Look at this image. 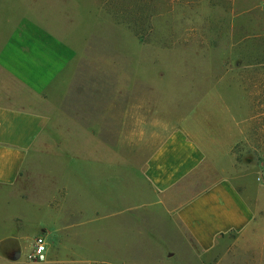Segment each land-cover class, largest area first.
Listing matches in <instances>:
<instances>
[{
	"label": "rangeland",
	"instance_id": "rangeland-1",
	"mask_svg": "<svg viewBox=\"0 0 264 264\" xmlns=\"http://www.w3.org/2000/svg\"><path fill=\"white\" fill-rule=\"evenodd\" d=\"M62 2L57 10L68 23L60 33L79 51L86 41L68 109L90 125L100 113L104 139L116 140L117 216L80 213L75 153L40 154L14 185L0 186V264H264V0ZM219 81L236 87L245 118L228 174L254 217L203 251L176 208L218 173L199 170L177 195H156L139 172L152 146L124 137L133 126L125 113L182 120ZM113 98V117L103 120ZM38 235L47 242L44 260L29 258Z\"/></svg>",
	"mask_w": 264,
	"mask_h": 264
},
{
	"label": "crops",
	"instance_id": "crops-1",
	"mask_svg": "<svg viewBox=\"0 0 264 264\" xmlns=\"http://www.w3.org/2000/svg\"><path fill=\"white\" fill-rule=\"evenodd\" d=\"M62 1L0 0V186L14 185L38 155L68 150L76 154L82 170L77 178L80 213L116 217L121 193L116 140L104 139L100 113H93L90 125L68 109L84 74L86 41L79 51L60 33L68 23L57 10ZM225 85L219 81L182 120L166 121L162 114L143 111L137 117L129 107L125 113L126 124L133 126L124 137L128 133L132 142L152 146L139 172L156 195H177L199 170L218 173L176 208L177 220L203 251L212 250L224 235L243 231L254 217L236 179L228 174L233 149L246 138V128L236 87L226 90ZM106 105L103 120L113 117L116 98Z\"/></svg>",
	"mask_w": 264,
	"mask_h": 264
},
{
	"label": "built area",
	"instance_id": "built-area-1",
	"mask_svg": "<svg viewBox=\"0 0 264 264\" xmlns=\"http://www.w3.org/2000/svg\"><path fill=\"white\" fill-rule=\"evenodd\" d=\"M41 245H44V248L38 254L37 250L41 247ZM46 252H47V242H46L45 236L43 235L36 236V238L34 239V243H33V249L29 253V258L30 259H40L41 255L44 256Z\"/></svg>",
	"mask_w": 264,
	"mask_h": 264
},
{
	"label": "clouds",
	"instance_id": "clouds-1",
	"mask_svg": "<svg viewBox=\"0 0 264 264\" xmlns=\"http://www.w3.org/2000/svg\"><path fill=\"white\" fill-rule=\"evenodd\" d=\"M44 248V245H41V247L37 250L38 251V254L43 250ZM41 260H44V256L41 255Z\"/></svg>",
	"mask_w": 264,
	"mask_h": 264
}]
</instances>
